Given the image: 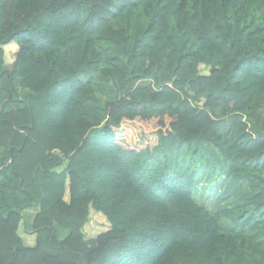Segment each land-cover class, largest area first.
<instances>
[{
	"label": "trees",
	"instance_id": "1",
	"mask_svg": "<svg viewBox=\"0 0 264 264\" xmlns=\"http://www.w3.org/2000/svg\"><path fill=\"white\" fill-rule=\"evenodd\" d=\"M0 264H264V0H0Z\"/></svg>",
	"mask_w": 264,
	"mask_h": 264
},
{
	"label": "rangeland",
	"instance_id": "2",
	"mask_svg": "<svg viewBox=\"0 0 264 264\" xmlns=\"http://www.w3.org/2000/svg\"><path fill=\"white\" fill-rule=\"evenodd\" d=\"M129 20L127 16L125 15L122 18H118L117 20L112 21L113 26L116 29L120 28H126L128 29ZM131 33H133V30H131ZM16 88L18 90V93L22 96L24 95L27 90L23 88L19 84V80L16 82ZM101 96V95H100ZM103 99L105 97L101 96ZM148 131V130H147ZM149 134L151 133L148 131ZM149 134L144 133V137L148 138ZM152 139L155 140V137L153 138L152 134H150ZM153 140V141H154ZM65 167V165L58 168V170H62ZM223 180L222 173L218 172L216 174L205 176L203 178H200L198 180L196 191H195V199L202 205L208 207L209 209H213L214 205L216 204V198L220 193V188ZM35 210H31L29 212H26V217L28 219L29 224H32L33 215ZM109 229V226L105 221L101 219V221L98 220V217H95L94 219L90 220L88 223V226L86 228L87 235L90 237V239H93L98 236L102 231H105ZM68 233V230L63 229L62 230V236L64 237Z\"/></svg>",
	"mask_w": 264,
	"mask_h": 264
},
{
	"label": "crops",
	"instance_id": "3",
	"mask_svg": "<svg viewBox=\"0 0 264 264\" xmlns=\"http://www.w3.org/2000/svg\"><path fill=\"white\" fill-rule=\"evenodd\" d=\"M25 89L28 91L27 88H25ZM31 210H35V211H34V215H35V214L38 212L39 209H38V208L28 209V210H26V212H29V211H31ZM34 215H33V216H34Z\"/></svg>",
	"mask_w": 264,
	"mask_h": 264
}]
</instances>
